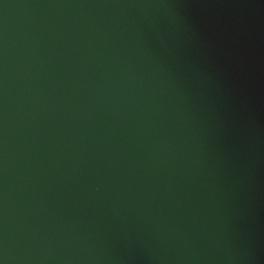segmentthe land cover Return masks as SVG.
Here are the masks:
<instances>
[{
  "label": "water",
  "instance_id": "obj_1",
  "mask_svg": "<svg viewBox=\"0 0 264 264\" xmlns=\"http://www.w3.org/2000/svg\"><path fill=\"white\" fill-rule=\"evenodd\" d=\"M0 264H264V0H0Z\"/></svg>",
  "mask_w": 264,
  "mask_h": 264
}]
</instances>
